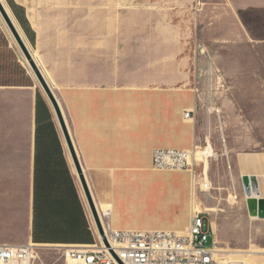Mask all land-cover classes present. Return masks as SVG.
I'll use <instances>...</instances> for the list:
<instances>
[{
    "label": "crops",
    "instance_id": "crops-1",
    "mask_svg": "<svg viewBox=\"0 0 264 264\" xmlns=\"http://www.w3.org/2000/svg\"><path fill=\"white\" fill-rule=\"evenodd\" d=\"M14 1L22 17L27 4ZM236 4L264 8L263 0ZM110 22L101 27L100 21H16L74 123L79 157L95 200L112 206L110 225L120 230L185 231L193 214L192 174L154 168L153 150L195 148L206 134L213 146V136L222 140L228 155L233 124H242L262 147L237 151L235 165L243 187L244 177H253L255 191L264 197V21H231L220 35L222 51L236 49L237 54L232 66L223 68L221 75L229 82L212 103L206 86H212L214 66H205L203 78H197L198 62L184 51L177 24L131 21L132 27H140L139 33L117 39ZM0 101L1 114L10 112L12 120H20L25 111L31 127L23 179L18 163H0V245L93 244L96 233L80 189L79 194L72 178L61 185L53 172V153L61 155V141L51 106L29 71L21 81L0 80ZM186 110L191 117H185ZM230 112H235V119L228 120ZM205 165L202 172L200 164L196 166L194 181H201ZM166 172L178 180L164 190L155 174ZM236 252L231 264H245L249 255L260 253ZM251 264H256L254 258Z\"/></svg>",
    "mask_w": 264,
    "mask_h": 264
},
{
    "label": "rangeland",
    "instance_id": "rangeland-1",
    "mask_svg": "<svg viewBox=\"0 0 264 264\" xmlns=\"http://www.w3.org/2000/svg\"><path fill=\"white\" fill-rule=\"evenodd\" d=\"M4 1L11 10L14 21H100L101 27L111 21L110 23H114L116 26L117 39L119 36L124 37V34L137 35L136 33H139L140 27L138 25H135V28L132 27L131 21L174 22L179 26L184 51L190 53L193 59L198 62L197 78H203L205 66H214V74L210 82L212 86L209 84L206 86V98L208 96L211 98L210 103L218 102L220 99L221 89H223L225 82H229L227 81L229 78L226 79L225 76L221 75V72L224 74L223 68L226 65L232 66L235 59L231 58H235L234 55L237 54L236 49L231 52L222 51L219 41L220 35L227 30L226 28L229 27L231 21H264L263 7L248 5L240 8L237 7V0H24L27 8L22 11V17L24 16L25 19L20 16V11L18 14L14 0ZM246 1L251 2L252 0H240L242 3H246ZM250 28H255V26L250 25ZM0 29L7 36L10 47L17 54L21 64L26 66L25 71H17L15 64H12L11 57L8 55L6 57L3 54V46L0 45V77H15L21 81L25 77V73L29 71L35 79L38 89L46 97L34 72L29 65L24 63V57L9 33L1 12ZM139 44L138 41L133 42L136 51ZM30 47L33 50L31 45ZM221 54H227L229 58L222 59ZM50 81L52 82L51 79ZM1 106L0 101V111H4L1 110ZM64 113L76 144L74 123L65 110ZM10 114V112L0 113V163L9 164L12 161L18 163L22 180L27 173L31 127L29 121L25 119L27 117L25 111L20 114V120H12ZM52 117L62 146V156L53 153V172L58 177L59 183L64 186L72 178L80 194L81 190L79 191L80 187L78 188L79 184L73 166L75 163L71 159L69 147L54 115ZM235 118V112H230L228 120ZM215 126L216 118L211 122V131L214 130ZM239 127L241 128H236L233 124V128L229 129L231 136L227 138L228 155L224 154L226 148L223 141L219 140L217 136H213L212 141L215 142V147H213L216 156L210 157L208 171V178L213 187L210 190H204L198 182L200 178L197 177L194 181V177H192L190 186L192 200L189 202L193 211L198 208L207 212L205 216L212 224L216 234V236L211 235L209 237L208 245L213 244L217 239L218 246L223 251H260L256 255H249V259L245 260L244 263L251 264L254 258L256 264H264V219L260 220L259 217L255 219L250 215L245 188L235 165L237 151L251 152L261 150L262 147L256 142L257 139H253L248 130L242 127V124ZM44 129L41 128L42 131ZM205 135H202L203 140L197 145L198 151L209 145L204 138ZM65 160L67 166H65ZM204 163L206 164V162L200 163V172L203 170ZM155 176L159 181L158 184L163 183L164 190L168 188L166 186L169 182L178 180L177 175L171 172L155 174ZM233 194L238 196L237 201L230 199ZM21 202L23 201L21 200ZM84 211L87 215L85 206ZM172 212H174V205ZM94 230L96 233L95 228ZM0 264H2L1 261ZM31 264H69V261L63 255L61 246L39 245Z\"/></svg>",
    "mask_w": 264,
    "mask_h": 264
},
{
    "label": "built area",
    "instance_id": "built-area-1",
    "mask_svg": "<svg viewBox=\"0 0 264 264\" xmlns=\"http://www.w3.org/2000/svg\"><path fill=\"white\" fill-rule=\"evenodd\" d=\"M191 116V111L186 110L185 117ZM198 148L157 147L152 153L153 167L165 171L187 170L194 177L196 166L204 162L203 156H197ZM207 177L203 171L199 184L204 190L213 187ZM111 213L107 215V223ZM206 213L194 210L185 231L120 230L109 222L108 228L103 224L109 245L105 244L96 227L93 244L65 245L61 248L65 258L72 259L75 264H230L228 251L219 250L217 239L211 245L207 243L209 237L216 234ZM36 254L37 246L32 243L0 245L2 264H31Z\"/></svg>",
    "mask_w": 264,
    "mask_h": 264
},
{
    "label": "water",
    "instance_id": "water-1",
    "mask_svg": "<svg viewBox=\"0 0 264 264\" xmlns=\"http://www.w3.org/2000/svg\"><path fill=\"white\" fill-rule=\"evenodd\" d=\"M0 12H1L2 16L4 17L5 22L9 28V30L11 31L13 37L15 38L17 45L19 46L22 53L25 55V57L29 61V63L31 65L34 73L36 74L39 82L41 83V85L45 89L47 96L49 97V99L51 100V102L53 103V105L57 111L59 120L61 122L64 134H65V137L67 139L69 148H70L71 153H72V157H73L76 169L79 173L83 188L85 190L87 199L89 201L91 210L93 212V216H94V219L96 222V227H97L101 237L103 238L105 244L109 245L107 237H106L104 225H103L99 210L97 208L95 196H94L93 191L91 189V186L89 184L87 175L85 173L83 164L81 162V159L79 157V153L77 151V147L75 145L71 131L69 130V125L67 124V120L65 118L61 104H60V102H59V100L55 94V91L53 90L51 84L49 83V80L47 79V77H46L45 73L43 72L41 66L37 62L35 55H34V52L31 49V47L29 46V44L27 43V40L23 36L19 26L17 25L16 21L13 20L9 11L7 10V6L5 5L4 0H0ZM249 179L250 180H248L247 176L244 177L245 193H246V197H247V205H248L249 213L251 216H258L260 218H264V197L261 196L260 193H257L255 191V186H256L255 183L257 182V180L253 177L252 178L249 177Z\"/></svg>",
    "mask_w": 264,
    "mask_h": 264
},
{
    "label": "bare ground",
    "instance_id": "bare-ground-1",
    "mask_svg": "<svg viewBox=\"0 0 264 264\" xmlns=\"http://www.w3.org/2000/svg\"><path fill=\"white\" fill-rule=\"evenodd\" d=\"M4 2H5V1H4ZM5 5L7 6V10L9 11L11 17L13 18V20H15L14 17H13V14H12V12H11V10H10L9 7H8V5H7L6 3H5ZM8 29H9V28H8ZM9 33L11 34V36H12V38H13V40H14L16 46L18 47L19 51L21 52L22 56L24 57V58H23V59H24V63L27 64V65H29L30 69L33 71V69H32V67H31L29 61L27 60V58L25 57V55L22 53L21 49H20L19 46L17 45L16 40H15V38L13 37V35H12V33H11L10 30H9ZM25 39H26V38H25ZM29 46H30V45H29ZM33 52H34V55H35V58H36L37 62H38L39 65L41 66L43 72L45 73L47 79L49 80V83L51 84V86H52V88H53V84H52V82L50 81L51 78H49V74H48V72H47L46 69L42 66L41 61H40V59H39V57H38V53L35 52V51H33ZM30 69H29V70H30ZM33 72H34V71H33ZM34 74H35V73H34ZM35 76H36V74H35ZM36 78H37V76H36ZM37 80H38V78H37ZM38 82H39V80H38ZM39 85H40V87L42 88V90H43V92H44V94H45V96H46V98H47L49 104L51 105V108H52V112H53L54 118H55V120L57 121V123H58V125H59V128H60V131H61V133H62V135H63V137H64V139H65V141H66V143H67V145H68V142H67V139H66V137H65V134H64V131H63V128H62L61 122H60L59 117H58V114H57V111H56V109H55L53 103L51 102V100H50L49 97L47 96V94H46V92H45V89L43 88V86L41 85L40 82H39ZM53 90H54V89H53ZM55 94H56V93H55ZM56 96H57V95H56ZM57 98H58V96H57ZM58 100H59V98H58ZM59 102H60V100H59ZM60 104H61V102H60ZM61 107H62V104H61ZM62 109H63V107H62ZM63 112H64V110H63ZM64 115H65V113H64ZM65 118H66V116H65ZM67 124H68V123H67ZM69 130H70V129H69ZM71 134H72V133H71ZM72 137H73V135H72ZM73 139H74V138H73ZM74 142H75V140H74ZM75 145H76V144H75ZM68 147H69V145H68ZM76 147H77V146H76ZM203 148H204V147H203ZM69 151H70V154H71V156H72V153H71L70 148H69ZM77 151H78V149H77ZM203 154H206V156L203 155ZM197 156H199V157H202V156H203V161L206 162V172L208 173V170H209V163H210V157L216 156V152H215V149H214L212 143L210 142L209 145H208L205 149H203V150L200 149V150L197 152ZM71 159H73V157H72ZM73 161H74V160H73ZM73 166H74V168H75V173H76V177H77V182H78L79 187H80V190H81V192H82V195H83V198H84L85 207H86V209H87V212H88L89 218H90V220H91V223H92V225H93V228L96 229V222H95V219H94V216H93V212H92V210H91V207H90L89 201H88V199H87V196H86L85 190H84V188H83V185H82V182H81V179H80L79 173H78V171H77V169H76V166H75V165H73ZM207 178H208V177H207ZM230 199H231V200H235V201H237V200H238V196H237L236 194H233L232 197H231ZM96 204H97V208H98V210H99V213H100V216H101L102 222H103L104 225H106L107 215H108V213H110V211L112 212V208H110V205H109V204H106V203H98V202H96ZM195 210H196V209H195ZM197 210H201V209H198V208H197ZM252 218H255V219H256V218H258V216H252ZM259 218H260V217H259ZM96 232H97V230H96ZM219 250L223 251V249H220V248H219ZM228 253H229V257H228L227 259L230 260L229 263L231 264V257H232L233 254H237V252L230 251V252H228ZM67 260L69 261V264H75V261H73L72 259L68 258Z\"/></svg>",
    "mask_w": 264,
    "mask_h": 264
},
{
    "label": "trees",
    "instance_id": "trees-1",
    "mask_svg": "<svg viewBox=\"0 0 264 264\" xmlns=\"http://www.w3.org/2000/svg\"><path fill=\"white\" fill-rule=\"evenodd\" d=\"M0 45L3 46V54L7 57H11L12 60V64H15V68L17 71L21 70V71H25L24 66L21 64V62L18 61V56L17 54H15V51L10 47V43L8 41L7 36L5 35V33L0 29ZM4 79H8V80H15V77H10V78H4V77H0V80H4Z\"/></svg>",
    "mask_w": 264,
    "mask_h": 264
}]
</instances>
